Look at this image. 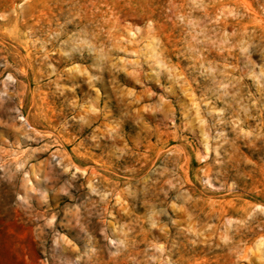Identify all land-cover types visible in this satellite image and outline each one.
Instances as JSON below:
<instances>
[{"label": "rangeland", "instance_id": "obj_1", "mask_svg": "<svg viewBox=\"0 0 264 264\" xmlns=\"http://www.w3.org/2000/svg\"><path fill=\"white\" fill-rule=\"evenodd\" d=\"M0 264H264V0H0Z\"/></svg>", "mask_w": 264, "mask_h": 264}]
</instances>
